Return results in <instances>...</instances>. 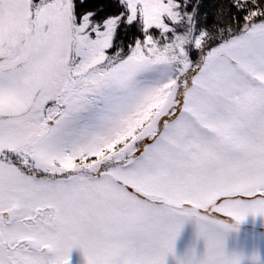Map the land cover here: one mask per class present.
Instances as JSON below:
<instances>
[{
  "label": "snow or ice",
  "instance_id": "snow-or-ice-1",
  "mask_svg": "<svg viewBox=\"0 0 264 264\" xmlns=\"http://www.w3.org/2000/svg\"><path fill=\"white\" fill-rule=\"evenodd\" d=\"M132 32V38L123 37ZM264 216V0H0V264H239Z\"/></svg>",
  "mask_w": 264,
  "mask_h": 264
},
{
  "label": "rangeland",
  "instance_id": "rangeland-1",
  "mask_svg": "<svg viewBox=\"0 0 264 264\" xmlns=\"http://www.w3.org/2000/svg\"><path fill=\"white\" fill-rule=\"evenodd\" d=\"M221 3V0L218 1ZM214 4V3H213ZM213 4L209 2L202 10L211 16ZM132 36L125 40L131 39ZM228 219V220H225ZM231 217H221L229 225H234L229 221ZM233 219V218H232ZM240 227L234 225L224 233V252L230 256H235L239 264H264V216L248 214L244 220L238 222ZM205 241L198 235L196 222L188 219L181 227L174 242V254H169L165 258V264H177L178 260L183 261L193 252L196 256L203 254ZM70 264H85L83 254L79 249H73L70 253Z\"/></svg>",
  "mask_w": 264,
  "mask_h": 264
},
{
  "label": "trees",
  "instance_id": "trees-1",
  "mask_svg": "<svg viewBox=\"0 0 264 264\" xmlns=\"http://www.w3.org/2000/svg\"><path fill=\"white\" fill-rule=\"evenodd\" d=\"M218 1L219 0H200V3H201V5H202V7H207L208 6V4H209V2H211L212 4H213V8H212V10L210 9V11H212L211 12V16L209 17V21H211L212 20V18H213V14H214V12L216 11V6L219 4L218 3ZM90 2H91V0H90ZM133 35V33L130 31L126 36H124L123 38L124 39H126V38H128V37H130V36H132ZM225 220H228V219H226L225 218ZM229 221H231L232 223H234V225L236 226V227H240L241 225H240V223H238V222H236L234 219H232V218H229ZM225 222H227V221H225Z\"/></svg>",
  "mask_w": 264,
  "mask_h": 264
}]
</instances>
